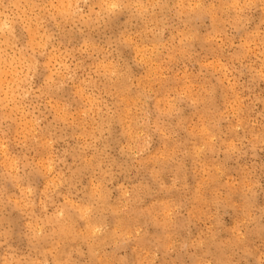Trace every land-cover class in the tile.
<instances>
[{
	"label": "clouds",
	"instance_id": "1",
	"mask_svg": "<svg viewBox=\"0 0 264 264\" xmlns=\"http://www.w3.org/2000/svg\"><path fill=\"white\" fill-rule=\"evenodd\" d=\"M0 264H264V0H0Z\"/></svg>",
	"mask_w": 264,
	"mask_h": 264
}]
</instances>
